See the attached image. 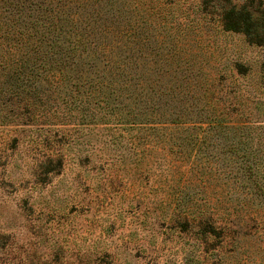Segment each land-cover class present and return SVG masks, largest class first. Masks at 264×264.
<instances>
[{"label":"rangeland","instance_id":"rangeland-1","mask_svg":"<svg viewBox=\"0 0 264 264\" xmlns=\"http://www.w3.org/2000/svg\"><path fill=\"white\" fill-rule=\"evenodd\" d=\"M56 3L102 66L171 102L141 115L84 81L78 99L47 88L40 117L0 97V264H264V200L230 153L264 146V0ZM244 19L252 41L227 29ZM217 115L256 129L208 130ZM209 208L231 229L204 234Z\"/></svg>","mask_w":264,"mask_h":264},{"label":"trees","instance_id":"trees-1","mask_svg":"<svg viewBox=\"0 0 264 264\" xmlns=\"http://www.w3.org/2000/svg\"><path fill=\"white\" fill-rule=\"evenodd\" d=\"M56 1L0 0L1 99L6 97L11 100L17 99L21 102V110L29 115L33 113L41 117V115L48 114L41 106L45 97L50 98V95L46 93L47 88L60 90L64 95L78 99L82 91L80 84L86 81L92 84V96H101L102 100H109L114 96L124 98L136 107L140 106L141 115H148V109L164 110L166 101L171 102L167 99L170 95L165 92L149 94L144 89H137L131 78L127 81L118 79L120 74L118 70L113 69V63L109 58L102 66L103 45H96L91 38L80 31L75 26L71 14L59 9L61 6ZM227 18L230 19L229 15ZM238 25L241 26L240 23ZM242 25L244 30L235 27L227 29L242 31L252 41L253 31L252 28L246 26V19L243 20ZM113 70L118 75H114ZM119 81L124 82L122 88L119 87L121 85ZM74 87L78 88L76 96L73 92ZM171 96L174 98V94ZM42 108L45 113H42ZM112 113L108 111L106 115L115 119L118 112ZM210 113L212 111L208 110V114ZM175 117L170 125L184 126L181 122L183 121L182 114H175ZM221 119L218 115L211 119L208 130L216 129L222 132L227 128L246 129L250 136L256 129L253 123L234 122L231 125ZM190 127L192 129L188 128V130H202L196 125ZM258 138L257 143L263 145L264 138L261 136ZM252 140L251 137L249 141L252 142ZM251 142L246 141V145L249 146ZM237 146L232 143L230 153L238 158L242 165L243 174L241 176L249 180L246 184L264 200V183L258 180L262 178L261 173L264 174V146L258 148L250 146L245 150L238 149ZM211 210V208L204 209L198 223L195 218H189V216H185V221L190 224L196 222L204 234H210V232L219 234L220 231L227 232L231 229L235 223L234 220L223 216L221 211L212 213Z\"/></svg>","mask_w":264,"mask_h":264}]
</instances>
